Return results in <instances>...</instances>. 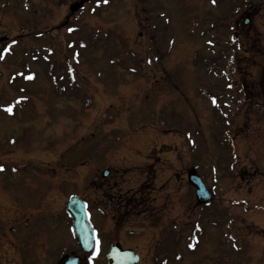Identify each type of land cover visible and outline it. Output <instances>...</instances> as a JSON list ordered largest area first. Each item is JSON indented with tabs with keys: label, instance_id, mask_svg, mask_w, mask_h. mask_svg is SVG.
<instances>
[{
	"label": "rangeland",
	"instance_id": "obj_1",
	"mask_svg": "<svg viewBox=\"0 0 264 264\" xmlns=\"http://www.w3.org/2000/svg\"><path fill=\"white\" fill-rule=\"evenodd\" d=\"M74 1L0 0V264L70 250L71 194L100 246L118 238L152 264L151 231L132 215L117 228L102 194L137 195L192 165L213 198L197 205L192 187L168 182L186 189L187 242L165 264H264V99L239 98L214 61L216 37L197 27L201 15L228 23L231 0H91L71 13ZM99 249L89 264H106Z\"/></svg>",
	"mask_w": 264,
	"mask_h": 264
},
{
	"label": "flooded vegetation",
	"instance_id": "obj_2",
	"mask_svg": "<svg viewBox=\"0 0 264 264\" xmlns=\"http://www.w3.org/2000/svg\"><path fill=\"white\" fill-rule=\"evenodd\" d=\"M219 1L215 0V3H213V0H210V3L212 6L217 7ZM256 4L260 7H256ZM83 6L84 4L80 8ZM231 6L232 8L229 7L227 11L223 12L229 16L223 17L228 20V23L224 22V26L220 18H211L206 22L202 18L203 15H201L200 20H197V27L201 29L199 35L202 37L207 32L216 37L214 46L218 50V59L215 56L217 66H223L222 73H225L228 79L235 78V81H233L238 87L237 90H240L242 93L239 96L240 99L251 100V97H256L257 93H260L259 95L263 97L260 89V79L264 64V44H262L260 38L264 34V0H231ZM215 9L217 10V8ZM201 12L203 13V10ZM227 24L228 26L226 27ZM260 25L262 27H259ZM151 39H153L152 34L149 36V41L151 42L149 47H156L157 49L158 44ZM240 54L241 56H239ZM235 60H237V63ZM242 62L243 64L239 65ZM224 68H228L229 70H225ZM236 157L238 158L239 155ZM158 160H160L158 162L159 165L166 169L165 160ZM163 161L164 163H162ZM152 162H154L153 159ZM159 170L160 168H157L156 171ZM261 172L264 175L262 169ZM186 173L187 170L184 176L169 174L159 185L149 183L151 180L145 181L147 183L140 185L136 191L137 195L117 193L115 197L109 198L104 193L102 194L103 203H107V205L111 203V205L117 207L118 211L120 210L118 222H116L117 228L121 229L122 227L120 226H123L126 221L128 222L130 219L129 215H132L133 220H136V218L141 219L142 226L151 231L152 242L149 246V258H151L152 264H165L169 258H177L180 254L179 249L186 245L187 241L185 242V239L183 241L187 227L186 189L182 191L180 187L178 193L176 191V193H171L172 190H169L167 187L168 182L171 180L175 184L177 181L181 184L184 183L186 187L188 184ZM155 175L157 176V172H155ZM109 176L110 172L103 179H107ZM173 205L177 208V213L174 216L171 215ZM231 223L234 225L235 221ZM140 231L142 232V230ZM140 231L132 229L134 233H139ZM102 232L104 233V231ZM96 233L95 237H97ZM203 233L204 231L200 228V231L196 235L202 236ZM231 240L234 241V239ZM112 243L117 244L121 248H130L124 246L121 240L116 238L110 242L101 244L100 249L103 256H105L108 247ZM134 251L139 254V261L137 263L139 264L143 255L139 250L134 249ZM71 253L79 254L86 264V258L89 253H83L76 244L70 250L59 255L58 258L60 259Z\"/></svg>",
	"mask_w": 264,
	"mask_h": 264
},
{
	"label": "water",
	"instance_id": "obj_3",
	"mask_svg": "<svg viewBox=\"0 0 264 264\" xmlns=\"http://www.w3.org/2000/svg\"><path fill=\"white\" fill-rule=\"evenodd\" d=\"M88 0H77L70 4L71 12L77 10L84 2ZM7 36L1 37V40ZM260 89L264 96V65L262 67ZM108 170H104L102 176L105 177ZM189 184L195 189V198L198 203L208 204L211 201V193L201 176L197 173L194 166L190 167L187 172ZM87 204L78 195L69 196L65 204V210L72 220V229L75 241L80 245L83 251H89L93 247L94 231L88 222L89 214L87 212ZM107 264H135L138 261V255L134 254L131 249H121L117 245L112 244L106 254ZM57 264H83V260L78 254H71L59 260Z\"/></svg>",
	"mask_w": 264,
	"mask_h": 264
},
{
	"label": "snow or ice",
	"instance_id": "obj_4",
	"mask_svg": "<svg viewBox=\"0 0 264 264\" xmlns=\"http://www.w3.org/2000/svg\"><path fill=\"white\" fill-rule=\"evenodd\" d=\"M103 2H104V3H107L108 0H103ZM213 3H215V0H213ZM70 31H71V29H70ZM9 51H10L9 48H4V49H3V52L0 53V59H3L4 54L8 53ZM28 78L31 79L32 77L29 76ZM16 103H19V100H17ZM213 103H215V100H213ZM4 110H5V111H8L9 113H11L12 110H13V105L4 106ZM2 170H3V166L0 165V171H2ZM99 243H100V242H99V240L97 239V241H96L97 246H99Z\"/></svg>",
	"mask_w": 264,
	"mask_h": 264
}]
</instances>
